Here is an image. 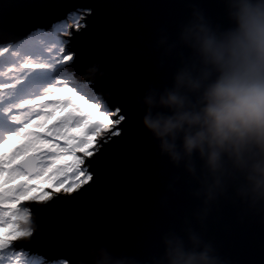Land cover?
Masks as SVG:
<instances>
[{
    "label": "water",
    "instance_id": "95a60500",
    "mask_svg": "<svg viewBox=\"0 0 264 264\" xmlns=\"http://www.w3.org/2000/svg\"><path fill=\"white\" fill-rule=\"evenodd\" d=\"M193 8L221 30L231 26L223 0H0V45L83 14L82 27L77 31L73 26L71 35L64 36L67 53L73 54L67 67L125 116L117 126L121 135L100 141L96 155L85 159L104 161L102 168L89 169L92 181L71 194L53 189L51 200H24V207L36 210V230L33 237L16 241L17 250L45 257L49 264L61 259L76 264L89 246L102 245L114 255L147 264L160 251V235L179 229L197 207L187 196L186 177L160 156L143 129L144 113L135 103L148 86L170 85L176 63L169 60L157 70L152 43L161 29L174 36ZM177 175L181 180L170 193L167 185ZM165 198L167 206L161 207ZM203 236L227 264H264V225L242 216L238 206L221 204Z\"/></svg>",
    "mask_w": 264,
    "mask_h": 264
},
{
    "label": "clouds",
    "instance_id": "9594fccd",
    "mask_svg": "<svg viewBox=\"0 0 264 264\" xmlns=\"http://www.w3.org/2000/svg\"><path fill=\"white\" fill-rule=\"evenodd\" d=\"M223 4L225 30L193 8L174 36L158 31L157 70L173 60L175 71L170 85L148 86L135 98L143 129L197 202L179 229L160 235V251L147 264H227L203 236L223 203L264 225V0ZM180 180L173 177L166 190L174 193ZM160 203L166 207L167 198ZM79 264L139 262L92 245Z\"/></svg>",
    "mask_w": 264,
    "mask_h": 264
},
{
    "label": "snow or ice",
    "instance_id": "6c2138e0",
    "mask_svg": "<svg viewBox=\"0 0 264 264\" xmlns=\"http://www.w3.org/2000/svg\"><path fill=\"white\" fill-rule=\"evenodd\" d=\"M69 27L54 24L50 31H38L19 44L0 45V264H49L45 257L17 250L14 245L33 237L36 230V210L19 206L21 200H51L53 194L43 190L41 196H29L36 191V183L45 179L62 186L65 193L78 191L93 180L90 168L103 167L100 157L87 163L84 159L95 156L103 146L97 138L103 139L102 133L109 132L121 135L117 127L125 120L121 109L113 110L67 67L73 54H66L69 41L61 36L71 35ZM75 27L78 31V20ZM98 67L90 71L96 73ZM68 93L71 95L65 96ZM68 107L73 111L60 115ZM83 109L88 111L81 112ZM93 116L97 121L85 125ZM74 129L82 131L72 135ZM87 145L91 150H86ZM63 157H71L73 162L58 166ZM53 264L71 262L61 259Z\"/></svg>",
    "mask_w": 264,
    "mask_h": 264
},
{
    "label": "rangeland",
    "instance_id": "374dc122",
    "mask_svg": "<svg viewBox=\"0 0 264 264\" xmlns=\"http://www.w3.org/2000/svg\"><path fill=\"white\" fill-rule=\"evenodd\" d=\"M82 16H83V14H81V13H73V14L67 16L64 20H62L61 22H59V23H57V24L65 23V24H69V25H71V27H69V29H68V31L71 32V31H73V26H75L77 20L79 21L80 27H82V19H83ZM51 29H52V28L44 29V30H42V31H44V32H48V31H50ZM38 31H41V30L34 31V32L30 33L26 38L21 39V40H19V41H16V42L12 43L11 45L19 44V43L23 42V41L26 40V39H29V38L34 37L35 34H36ZM61 39L66 41V39H64V36H61ZM8 45H9V44H8ZM66 54H67V50H66ZM70 63H71V62H69V65H70ZM69 65H67V66H69ZM76 79H77V81H78L79 83L87 84V85L90 87V85H89L88 83H86V82H84V81H81V80L78 79V78H76ZM90 88H91V87H90ZM91 89H92V88H91ZM93 91H94V90H93ZM67 95H71V94H70V93L65 94V96H67ZM70 111H73V109H72L71 107H68V108H66L63 112H61L60 115H64V114H66L67 112H70ZM86 111H88V109H83V110H81V112H86ZM113 119H116V117H113ZM96 121H97V117L93 116V117H89L87 120H85L84 123H85V125H88V124H93V123H95ZM81 131H82V129H74V130H72V133H71V134H72V135H79V134L81 133ZM110 135H111L110 132H109L107 135H104V134L102 133L103 139H100V138H97V139L100 140V141H104V140L110 138ZM88 139H89V140H92V137H89ZM86 150H91V145H87V146H86ZM77 155H79V156H83V153L78 151ZM86 158H88V157H84V159H86ZM72 162H73V158H71V157H63V158H61V160L58 162V166H60V165H64V164H71ZM69 175H71L70 172H69ZM80 179H83V177H81ZM70 182H71V181H70ZM35 186H36V191L30 193V194H29L30 197H32V196H41V195H42V190H43V191L50 192V193L53 194V189H63L62 186L57 185V184H54V181H53V180H48V179H45V180H42V181L37 182ZM42 198H46V197H42ZM24 200H30V199H23V200H21V203H20L19 206L24 207ZM29 209H30V208H29ZM15 243H16V241L14 242V245H15ZM15 246H16V245H15Z\"/></svg>",
    "mask_w": 264,
    "mask_h": 264
}]
</instances>
